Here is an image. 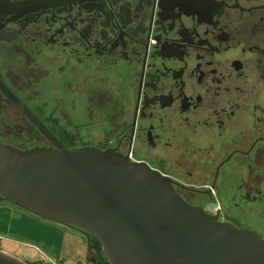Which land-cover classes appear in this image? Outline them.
I'll use <instances>...</instances> for the list:
<instances>
[{
	"label": "flooded vegetation",
	"instance_id": "flooded-vegetation-1",
	"mask_svg": "<svg viewBox=\"0 0 264 264\" xmlns=\"http://www.w3.org/2000/svg\"><path fill=\"white\" fill-rule=\"evenodd\" d=\"M53 69L68 134L90 139L76 148L145 164L264 239V0H0L1 144L44 138L1 87L62 137L31 106ZM0 203L78 235L77 264L108 262L90 233Z\"/></svg>",
	"mask_w": 264,
	"mask_h": 264
},
{
	"label": "water",
	"instance_id": "water-1",
	"mask_svg": "<svg viewBox=\"0 0 264 264\" xmlns=\"http://www.w3.org/2000/svg\"><path fill=\"white\" fill-rule=\"evenodd\" d=\"M15 107L49 142L0 143V196L95 236L109 264H264V239L185 201L145 164L95 147L68 148L13 93ZM0 264H27L0 249Z\"/></svg>",
	"mask_w": 264,
	"mask_h": 264
},
{
	"label": "rangeland",
	"instance_id": "rangeland-1",
	"mask_svg": "<svg viewBox=\"0 0 264 264\" xmlns=\"http://www.w3.org/2000/svg\"><path fill=\"white\" fill-rule=\"evenodd\" d=\"M56 75L60 79L56 78ZM47 77V82L44 83L43 88H38L41 96L39 103L31 106L40 113L52 129L62 134L61 136L69 145L75 147L76 145L88 144L89 138L78 134L73 137L68 134L70 124L65 113L69 106L66 103L60 104L63 100L67 101V92L57 94V90L54 92L52 89L56 86L54 83H58L59 80L60 86L63 88L61 82L66 78L54 69L48 72ZM62 131L65 133L63 134ZM38 137L36 131L29 127L25 148L48 144L44 138L42 141H37ZM50 223L28 216L25 210L13 204L0 203V237L4 249L25 262L44 260L56 264H77L78 260L81 259L80 255L83 254V241L78 235L68 234L65 230L58 229L55 226L56 223Z\"/></svg>",
	"mask_w": 264,
	"mask_h": 264
},
{
	"label": "trees",
	"instance_id": "trees-1",
	"mask_svg": "<svg viewBox=\"0 0 264 264\" xmlns=\"http://www.w3.org/2000/svg\"><path fill=\"white\" fill-rule=\"evenodd\" d=\"M60 138V140L68 147V148H70V149H74V148H76V147H74V146H71V145H69L68 143H67V141L65 140V138H63V137H59ZM47 219V218H46ZM92 237L94 238V242H96L97 244H98V249H100L101 250V244H100V242H99V240L95 237V236H93L92 235ZM0 249H1V244H0ZM106 264H109V262H107L106 261Z\"/></svg>",
	"mask_w": 264,
	"mask_h": 264
}]
</instances>
